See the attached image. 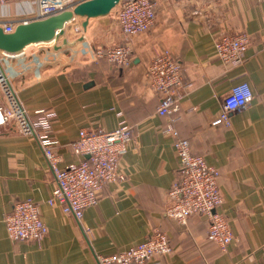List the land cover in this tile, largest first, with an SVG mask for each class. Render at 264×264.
<instances>
[{
	"label": "crops",
	"instance_id": "obj_1",
	"mask_svg": "<svg viewBox=\"0 0 264 264\" xmlns=\"http://www.w3.org/2000/svg\"><path fill=\"white\" fill-rule=\"evenodd\" d=\"M156 2V21L146 32L127 37L112 10L88 19L83 34L70 35L73 21L66 24L60 39L67 38L75 53L62 57L55 40L9 55L22 104L32 114L41 108L55 114L59 166L84 158L71 148L82 128L111 130L124 120L139 145L121 159L126 178L106 183L98 202L77 219L59 202H48L56 180L39 142L14 124L1 125L0 264H99V256L141 242L156 228L168 234L172 246L160 256L161 264H264V0ZM36 12V0H5L0 25L16 27L36 18ZM240 32L250 38L244 62L223 63L215 56L216 39ZM128 41L129 67L95 55L98 47ZM154 48L180 61L190 85L170 116L157 113L160 95L145 76ZM244 81L254 93L251 102L231 115V125L214 123L224 98ZM176 137L189 139L192 151L220 170L218 210L227 214L234 233L226 250L209 238L205 215L193 214L187 224L167 215L168 190L179 168ZM27 198L37 202L46 225L40 241L12 240L3 221L15 202Z\"/></svg>",
	"mask_w": 264,
	"mask_h": 264
},
{
	"label": "built area",
	"instance_id": "obj_2",
	"mask_svg": "<svg viewBox=\"0 0 264 264\" xmlns=\"http://www.w3.org/2000/svg\"><path fill=\"white\" fill-rule=\"evenodd\" d=\"M4 1L0 0V5ZM78 1L36 0V15L48 17L71 9ZM156 12V0H121L117 19L122 32L130 37L150 30L155 24ZM3 27L6 32L15 29L13 24ZM249 41L246 32L223 34L216 39L215 56L225 64H240L245 60ZM9 55L0 51V90L5 99V104L0 105V126L14 124L20 133L39 142L56 180L48 202H59L66 213L81 219L84 210L98 202L106 183L126 178V172L121 169V159L128 150L137 149L139 140L133 127L124 120L111 130L82 128L71 148L84 158L78 163L59 166L58 140L52 133L55 114L46 108L32 114L22 104L8 68ZM95 55L106 58L117 67H129L133 60L129 41L97 48ZM145 76L151 88L160 95L157 113L170 116L177 112L190 86L183 80L180 61L169 51L154 48ZM253 97L247 81L236 84L224 98L219 115L213 122L231 125V115L246 107ZM167 129L177 134L172 124ZM174 147L179 168L168 190L171 204L167 215L181 224H187L193 214L205 215L209 221V238L226 250L234 239V233L227 214L218 210L223 202L220 170L208 163L203 155L194 153L189 139L176 137ZM3 221L12 240L40 241L46 233L39 205L30 198L15 202L12 209L4 214ZM171 251L168 234L156 228L141 242L116 253L99 256V264H161L160 256Z\"/></svg>",
	"mask_w": 264,
	"mask_h": 264
},
{
	"label": "water",
	"instance_id": "obj_3",
	"mask_svg": "<svg viewBox=\"0 0 264 264\" xmlns=\"http://www.w3.org/2000/svg\"><path fill=\"white\" fill-rule=\"evenodd\" d=\"M121 0H80L71 9H65L48 17H36L19 22L12 32L0 25V51L19 53L32 44L48 43L64 35L66 24L77 17L86 18L109 14ZM67 43V39L64 40ZM58 47V46H56Z\"/></svg>",
	"mask_w": 264,
	"mask_h": 264
},
{
	"label": "rangeland",
	"instance_id": "obj_4",
	"mask_svg": "<svg viewBox=\"0 0 264 264\" xmlns=\"http://www.w3.org/2000/svg\"><path fill=\"white\" fill-rule=\"evenodd\" d=\"M117 10H118V5L113 9V11H114V13H116V15H117ZM81 20H82V17H77L76 19H74V21H73V24L74 25H71L70 26V28H69V31H70V35L71 34H73V35H75V34H83L84 33V26L81 24ZM73 28H75L74 30H72ZM74 31V32H73ZM66 32V31H65ZM65 35V34H64ZM64 35H62V36H64ZM60 38H62L61 36L55 41V42H57L58 40H60V43H61V46H59V47H61L62 48V51H61V53H62V57H64V56H66V54L68 55L70 52H74L75 53V49H74V45H70V44H67L64 40H65V38H63V41H62V39H60ZM67 39V38H66ZM68 40V39H67ZM53 42V41H52ZM38 44H40L41 45V43H38ZM42 44H46V46L48 45V44H52L51 42H48V43H42ZM59 45V44H58ZM63 45H67L68 47L66 48V49H64L63 50ZM37 46H39V45H31L30 47H33V48H37ZM45 46V45H44ZM98 48H105V47H98ZM97 50V48L95 49V51ZM80 53H81V50H80ZM59 62H62L61 60H58Z\"/></svg>",
	"mask_w": 264,
	"mask_h": 264
}]
</instances>
